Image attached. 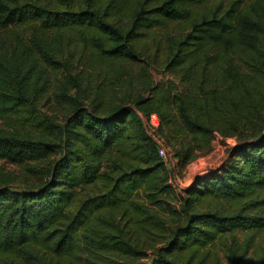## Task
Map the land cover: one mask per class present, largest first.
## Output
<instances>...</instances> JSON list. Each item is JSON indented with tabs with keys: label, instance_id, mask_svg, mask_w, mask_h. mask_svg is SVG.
I'll use <instances>...</instances> for the list:
<instances>
[{
	"label": "trees",
	"instance_id": "obj_1",
	"mask_svg": "<svg viewBox=\"0 0 264 264\" xmlns=\"http://www.w3.org/2000/svg\"><path fill=\"white\" fill-rule=\"evenodd\" d=\"M59 1L0 0V24L32 22L43 30L33 34L34 48L22 40L13 55L0 51V116L24 122L0 128V158L48 160L61 153L40 183L16 188L15 176L0 170V264H67L62 253L75 244L86 251V264H224L222 254L229 264H264V257L248 258L255 236L264 241V0H229L228 7L223 0H132L131 8L127 0ZM200 4L210 6L202 11ZM184 20L185 32L166 37L168 65L192 62L202 91L189 110L188 99L180 101V115L200 147L222 139L227 154L164 205L170 170L142 120L141 112L152 116L143 99L106 103L95 90L87 94L81 71L69 73L58 92L68 115L59 122L60 115L38 106L46 94L39 60L55 64L56 43L44 33L64 30L92 37L110 55L138 60L144 32ZM224 56L232 62L221 64ZM229 76L227 90L206 88L207 80ZM131 134L142 161L119 151ZM105 161L110 166L101 171ZM78 170L89 175L88 185ZM141 187L144 201L131 200ZM81 189L88 197L71 219Z\"/></svg>",
	"mask_w": 264,
	"mask_h": 264
},
{
	"label": "rangeland",
	"instance_id": "obj_2",
	"mask_svg": "<svg viewBox=\"0 0 264 264\" xmlns=\"http://www.w3.org/2000/svg\"><path fill=\"white\" fill-rule=\"evenodd\" d=\"M39 1L50 3L52 6H61L59 0ZM71 2L72 4H81L83 0H72ZM116 3L120 5L119 2ZM127 3L130 4V8L134 6L132 0H127ZM223 3H225L224 7H228L229 0H223ZM209 6L210 4L201 5L200 9L203 11ZM189 24L188 20H184L166 24L154 31L144 32L138 42L141 52L138 60L110 55L99 48L97 42L91 40L92 37L82 38L76 36L77 31H74V33L70 30L45 32V38L56 43L54 46L56 62L55 64H49L41 58L39 60L45 71L42 81L46 80L44 86L46 94L38 106L41 113L60 115L59 122H64L66 115H68V105L62 102L58 92H60V85L68 78L69 73L77 74L81 71L82 86L87 87V94L95 90L106 103L111 102L114 105H120L127 102L131 104L130 101L134 98L140 97V99H143V105L152 115L151 120H148L145 119L142 112L140 113L145 127L148 129L149 135H152L159 145L160 155L161 151H166L170 156V162L167 163L170 177L163 184L165 191L160 198L164 205H167V200L175 201L173 193L177 187L191 185L196 175L215 165L227 154L225 142L222 139L215 142L211 141L210 146L207 148L200 147L197 138L180 115V101L186 97L189 110L191 105H194L195 100L200 97L202 90L194 82L197 72L192 62L186 61L178 67H176L178 64L168 65L166 37L169 34L179 35L185 32ZM38 28L42 29L38 23L32 22L10 24L8 26L0 24V51L11 56L20 49L19 44L22 40L34 48L35 46L32 44L33 34L37 31L40 33L43 31ZM229 59V57L224 56L220 59V63L232 62ZM234 63L238 67L243 66L241 60L236 57ZM240 68L242 74L247 73L252 79L256 77L250 69ZM221 70L225 72L226 68L222 67ZM212 79L207 80V89L219 85L220 89L227 90L229 83H231V76L227 79L222 78L220 82H211ZM75 90H72L71 93ZM12 121L13 119L9 116H0V128L13 129V126H22L24 123L23 120L16 119L14 121L16 124L13 125L10 123ZM231 137L227 140L236 141L235 138ZM137 140V137L131 134L128 141L123 140L119 151L129 159L142 161L143 153L136 145ZM190 147L194 150L191 153H189ZM184 155H187L186 159H184ZM60 157V152L48 160H18L3 157L0 158V170L15 176L14 187H25V185L40 183L45 180L49 175L46 170L50 165H54ZM109 166L110 162L105 161L99 168L104 171ZM77 176L84 184L88 185L89 175L87 177L84 172L78 170ZM144 196L145 191L141 187L132 193L131 200L136 199L143 202ZM87 197L88 189H81L72 209L69 210L71 219L75 217L79 206ZM150 206L153 205L150 204ZM246 233L247 231L239 233L242 241L246 239ZM255 239V247L250 250L248 258L264 257L262 236L258 234ZM62 255L67 264H86L88 262L86 251L76 244L66 249ZM221 258L224 260V264H229L223 254ZM146 261L144 260L143 263Z\"/></svg>",
	"mask_w": 264,
	"mask_h": 264
},
{
	"label": "built area",
	"instance_id": "obj_3",
	"mask_svg": "<svg viewBox=\"0 0 264 264\" xmlns=\"http://www.w3.org/2000/svg\"><path fill=\"white\" fill-rule=\"evenodd\" d=\"M161 156L166 163L170 162V156L166 151H161Z\"/></svg>",
	"mask_w": 264,
	"mask_h": 264
}]
</instances>
